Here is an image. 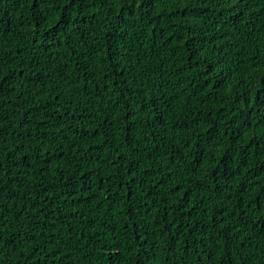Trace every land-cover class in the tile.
<instances>
[{
	"label": "trees",
	"instance_id": "trees-1",
	"mask_svg": "<svg viewBox=\"0 0 264 264\" xmlns=\"http://www.w3.org/2000/svg\"><path fill=\"white\" fill-rule=\"evenodd\" d=\"M0 264H264V0H0Z\"/></svg>",
	"mask_w": 264,
	"mask_h": 264
}]
</instances>
